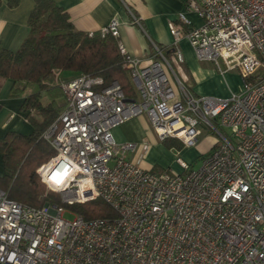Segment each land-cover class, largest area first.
Segmentation results:
<instances>
[{
	"label": "built area",
	"instance_id": "2783aa9c",
	"mask_svg": "<svg viewBox=\"0 0 264 264\" xmlns=\"http://www.w3.org/2000/svg\"><path fill=\"white\" fill-rule=\"evenodd\" d=\"M186 9L202 22L181 12L168 23L173 60L183 62L185 38L199 61L237 71L241 90L192 94L156 45L146 64L119 45L136 97L117 81L54 70L65 100L41 133L54 150L36 170L46 192L31 206L0 189V264H264V0H187ZM101 32L118 37V21ZM140 115L158 140L192 147L205 126L216 141L196 169L177 156L181 173L153 172L127 158L138 146L142 155L146 138L112 134ZM96 199L116 217L85 219L71 208Z\"/></svg>",
	"mask_w": 264,
	"mask_h": 264
},
{
	"label": "trees",
	"instance_id": "16d2710c",
	"mask_svg": "<svg viewBox=\"0 0 264 264\" xmlns=\"http://www.w3.org/2000/svg\"><path fill=\"white\" fill-rule=\"evenodd\" d=\"M6 2L11 7L18 4V0ZM28 27V35L17 50L0 47V85L4 80L12 81V92L16 94L34 87L26 93L22 104L24 118L32 130L28 134L9 131L0 140L6 171L0 177V189L13 200L39 206L42 188L36 170L54 154L41 133L64 108V102L58 100L63 92L54 82L53 71L61 70V74L63 71L76 72L63 79L87 74L102 77L105 84L117 81L128 97H136V90L119 40L111 33L75 29L67 12L52 0H35L28 16ZM162 50L168 57L166 48ZM169 50L173 52L172 47ZM165 140L178 148L181 145L175 139ZM50 198L51 201L58 200L56 193H51ZM71 208L85 219L116 217V212L101 199L78 203Z\"/></svg>",
	"mask_w": 264,
	"mask_h": 264
},
{
	"label": "crops",
	"instance_id": "0c3cea01",
	"mask_svg": "<svg viewBox=\"0 0 264 264\" xmlns=\"http://www.w3.org/2000/svg\"><path fill=\"white\" fill-rule=\"evenodd\" d=\"M64 9L75 29L93 33L107 27L112 19L118 21V40L126 53L141 59L142 64L151 60L154 45L171 54L173 37L168 23L176 21L183 12L191 25L201 24V18L186 9L187 0H52ZM35 0H18L16 6L0 1V47L9 51L18 49L29 32L28 16ZM136 18L138 22L134 20ZM183 55L180 77L183 85L194 95H209L215 87L210 78L216 77L215 69H209L194 61V51L187 41L177 44ZM168 50V51H167ZM212 64V63H211ZM213 65V64H212ZM28 89V88H27ZM13 82L4 80L0 85V140L9 132L28 134L32 128L25 120L22 104L26 92L13 93ZM116 141L139 142L142 138L155 141V133L145 115L132 118L112 130ZM146 169L152 166L141 164ZM4 165L0 153V177Z\"/></svg>",
	"mask_w": 264,
	"mask_h": 264
},
{
	"label": "rangeland",
	"instance_id": "374dc122",
	"mask_svg": "<svg viewBox=\"0 0 264 264\" xmlns=\"http://www.w3.org/2000/svg\"><path fill=\"white\" fill-rule=\"evenodd\" d=\"M173 56L174 55L172 52L171 54H169L167 59L170 62V65L172 66L176 77L181 80L180 71L182 64L173 60ZM194 61L199 63L200 65H203L204 67H208L209 69H215V71L217 72V76L215 78L211 77L209 79L211 85L215 87L214 89L215 91L209 95L221 97V98H227L232 93L239 92L241 90L242 80L237 71H229L227 73L221 74L218 71L217 67L214 64L212 65L211 62L199 61L196 58V56H194ZM75 74L76 72L74 71H63L61 77L66 78L67 76L75 75ZM168 74L172 85L174 86V88H176L177 86L173 74H171L170 72ZM30 90H34V87L30 88ZM58 100L64 102L65 100L64 96L61 95L60 97H58ZM202 129H203L202 134L200 135L199 141L195 146L184 147L180 145L178 148L172 142L169 143V141L166 140L165 141L158 140L154 135L155 141L149 140L148 145L146 146V150L142 153V155H139L141 149L140 146H138L134 151H132L127 155V158L129 160H134V161L138 160V162L143 165L145 163L146 165L152 166L153 167L152 171L156 173L159 172L181 173L182 168L179 166L178 162L176 161L177 156H180L186 163H188V166L190 168L196 169L200 166L201 157L210 149V147L216 141V135L212 133L209 128L203 126ZM5 172L6 171L4 169V173ZM38 183L42 188V193L38 197L39 203L41 204L42 197L45 194L46 190L43 187L42 183L40 182L39 177H38ZM50 195L51 193H47L46 195L48 200H51ZM57 197L58 200H60L58 195ZM58 200L56 202H58ZM64 217L66 219H71L73 218V214L66 212Z\"/></svg>",
	"mask_w": 264,
	"mask_h": 264
}]
</instances>
